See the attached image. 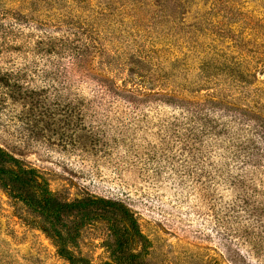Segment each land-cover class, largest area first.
Returning <instances> with one entry per match:
<instances>
[{"label": "rangeland", "instance_id": "rangeland-1", "mask_svg": "<svg viewBox=\"0 0 264 264\" xmlns=\"http://www.w3.org/2000/svg\"><path fill=\"white\" fill-rule=\"evenodd\" d=\"M0 147L60 202L121 204L140 264H264V0H0ZM2 182L0 264H69L55 231L118 256L112 220Z\"/></svg>", "mask_w": 264, "mask_h": 264}, {"label": "trees", "instance_id": "trees-1", "mask_svg": "<svg viewBox=\"0 0 264 264\" xmlns=\"http://www.w3.org/2000/svg\"><path fill=\"white\" fill-rule=\"evenodd\" d=\"M0 178L2 184L8 186L10 191L16 193L17 198L24 204L30 205L44 213L46 217L59 223L61 219L68 218L72 213H80L82 218L89 215L103 216L107 221L112 220L110 226L113 236L115 237L116 253L118 256L112 257L110 262L104 264H140L137 255L132 253L131 247L139 236V230L133 218L126 212L123 206L116 201L104 199H92L81 197L71 202H60L49 194L45 185L38 182L37 178L41 177L34 169H24L18 159L11 156L8 152L0 147ZM62 228L65 224L62 223ZM48 233V230H44ZM52 234V239L58 254L69 262V264H91L85 259H75L73 254L66 249L65 238L59 231ZM73 239V237H71ZM71 240V239H70Z\"/></svg>", "mask_w": 264, "mask_h": 264}]
</instances>
